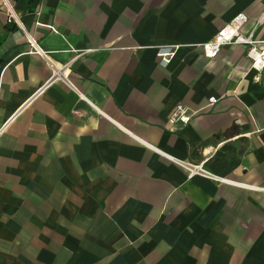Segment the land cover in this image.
<instances>
[{"label": "crops", "instance_id": "crops-1", "mask_svg": "<svg viewBox=\"0 0 264 264\" xmlns=\"http://www.w3.org/2000/svg\"><path fill=\"white\" fill-rule=\"evenodd\" d=\"M238 13L261 47L264 0H0V264H264V72L201 48Z\"/></svg>", "mask_w": 264, "mask_h": 264}, {"label": "built area", "instance_id": "built-area-1", "mask_svg": "<svg viewBox=\"0 0 264 264\" xmlns=\"http://www.w3.org/2000/svg\"><path fill=\"white\" fill-rule=\"evenodd\" d=\"M248 24V17L245 13H238L235 15L229 23L222 27L216 35L208 41L201 45L203 53L206 58L214 59L218 56L221 49L225 46L233 45H244L248 47L247 56L250 59L251 69L257 73L264 72V42L261 47L258 46V43L253 40V33L255 28L251 29L249 32L244 33L243 29ZM28 42L32 47L35 53H38L46 62L47 66L50 69V77L44 83V85L37 91V95L43 92L49 85L54 82H62L65 85L71 86L68 75L66 71L69 68L67 65H54L47 57V53L40 51L33 39L28 37ZM176 47L168 46L162 47L157 52V58L160 61V64L167 65L170 60L175 55ZM219 99L216 97H209L207 100L206 108L214 106L218 103ZM198 112L191 111L188 107L183 105H177L173 112L171 113L168 123L171 126L176 125H186ZM178 166L182 167L188 172V177L201 176L207 179H213L218 182L224 181L223 179L214 177L207 170L203 168L202 164L192 165L180 160L172 159Z\"/></svg>", "mask_w": 264, "mask_h": 264}]
</instances>
